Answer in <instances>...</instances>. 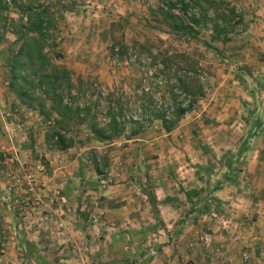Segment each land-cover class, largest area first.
Segmentation results:
<instances>
[{"label":"rangeland","instance_id":"1","mask_svg":"<svg viewBox=\"0 0 264 264\" xmlns=\"http://www.w3.org/2000/svg\"><path fill=\"white\" fill-rule=\"evenodd\" d=\"M161 1L0 0V264H223L220 248L210 237L219 225L212 227L201 221H190L185 227L179 225L168 231L157 229L156 224L143 225L148 234L132 228L144 233L138 236V246L131 243L123 248L121 238L127 228H117L112 234L115 240L101 241L102 233L94 226L99 220L94 218L102 217V206H110L101 196L111 179L109 173L120 169H169L162 166L163 162L156 167L152 161H135L140 153L147 154L148 141L163 135L164 130L158 121L148 123L140 133L145 139V147L141 148L134 145L136 142H125L133 138L129 136L132 125L126 124L123 135L106 142L95 138L87 120L82 125L69 124L68 136L74 143L67 150L57 149L55 139L46 140L52 118L39 113L37 99L22 101L9 87L7 59L19 46L13 31L31 9L48 10L52 20L49 33L57 41L48 57L56 67L69 70L73 80L79 77L84 81L80 87L83 94L77 100L80 104L97 98L99 89L103 105L106 99L102 97L108 92L125 91L123 101L128 100L134 119L141 118L143 85L145 91L153 92L157 106L166 108L167 97L163 99L161 93L166 85L175 82L174 78L165 73L149 81L143 75L149 64L144 65L145 58L139 60L144 68L137 66L134 57L129 63L117 62L110 54L112 45L185 53L197 62L206 92L188 112L191 115L187 120L208 104L207 110L215 114L216 108L225 107L230 111L225 120H231L227 129L208 131L207 138L199 132L202 137L198 140L209 142L204 146L206 155L218 156L214 161L208 159L202 168L234 170L239 172L235 179L242 189L256 187L255 195L250 192L249 198L255 200L257 211L249 217L243 214L242 225H227L225 234L259 236L256 244L260 255L253 253V242L252 246L234 242L229 249L241 246L235 264H264V242H258L264 237V0H213L208 12L210 21L194 26L198 34L173 33L161 14H154ZM191 1L202 17L206 4L202 0ZM230 9L241 15L242 21L232 19L230 30L218 35L216 26L224 29V23L216 16H230ZM87 27L94 31L86 34L83 29ZM99 29L102 33L97 32ZM155 86L159 90L155 91ZM228 90L231 96L222 100ZM35 94L43 98L40 91ZM43 101L45 107L50 105L48 99ZM164 101L166 104L161 105ZM151 107L144 106L145 110ZM94 160L101 167L100 173L95 170ZM240 199L248 200V194L241 191ZM173 231L180 233L181 241L173 242ZM178 248L186 249L187 255L173 257ZM124 252L129 253L127 258Z\"/></svg>","mask_w":264,"mask_h":264},{"label":"trees","instance_id":"2","mask_svg":"<svg viewBox=\"0 0 264 264\" xmlns=\"http://www.w3.org/2000/svg\"><path fill=\"white\" fill-rule=\"evenodd\" d=\"M201 2L206 4L202 17L195 12V4L191 0H163L157 9L158 12L154 11V14L160 13L163 22L173 33L198 34L194 26L204 25L210 21L208 12L210 8H213V0ZM47 11L45 9L34 12L31 9L27 11L28 16L24 22L23 17L20 18V23L13 31L19 46L16 51H11L7 62L9 87L16 91L22 101L37 99L39 113L47 116V119L52 118L53 126L47 131L46 140L55 139L54 145L57 149L67 150L73 146L74 141L68 136L70 123L82 125L87 120L90 122L91 133L98 141L108 142L119 138L125 133L126 124L133 126L129 135L131 137L139 135L141 130L153 121H158L164 132L169 133L176 127L179 120L193 109L198 99L205 96L204 77L202 74L199 75L196 69L197 62L189 55L166 51L154 52V48L119 43V46L110 47V54L117 59V62L129 63L134 57L135 60L137 59V66L144 68L145 66H141L139 60L145 58L144 65L149 64L143 71V75L149 77V81L165 73H169L174 78L175 82L166 85L167 89L163 88L161 93L163 99L167 97L168 104L165 101L161 104H166V108L157 106V103L153 101V92L150 89L145 91L143 85H141L139 100V106L143 107H141V118L134 119L133 113L129 110L128 100L123 101L126 98L125 91L108 92L102 97L106 99L104 105L101 103L103 94L100 89L98 93L93 91L97 95L94 100L78 103V95L83 94L80 87L84 81L79 77L73 80V74L69 70L56 67L48 57V52L57 47V41L55 38L52 39L49 33L52 20ZM229 13L230 16L225 13L216 16L220 22L224 23V29H221L222 26H216L218 35L226 34L227 30H230L232 19L242 21V16L234 9H230ZM46 47L48 51H45ZM150 84L154 85L152 82ZM154 88L155 91L159 90L157 86ZM36 91L41 92L42 99L35 94ZM31 96L34 97L30 99ZM44 98L50 103L48 107L44 105ZM144 106L152 107L145 110ZM99 116L104 118L101 120ZM100 120L102 123H99ZM202 148L206 150V147ZM94 167L96 172L100 173L101 167L95 160Z\"/></svg>","mask_w":264,"mask_h":264},{"label":"crops","instance_id":"3","mask_svg":"<svg viewBox=\"0 0 264 264\" xmlns=\"http://www.w3.org/2000/svg\"><path fill=\"white\" fill-rule=\"evenodd\" d=\"M91 30L94 31L89 27L86 30L83 29L86 34L92 32ZM73 31L70 30L71 33ZM102 31L99 29L97 32L102 33ZM223 95L222 100L231 96L229 90ZM208 105L189 120L187 118L191 114L186 113L171 132H164L163 135L152 138L146 147L143 144L145 139L141 134L125 141L126 144L138 142L139 144L135 143L134 145H141V148L144 146L147 149H145L147 154L140 153L135 156V161H152L156 167L163 162L162 166L169 169L155 170L152 168L146 171L120 169L109 173L111 179L104 186L101 196L104 198L103 201L109 202L110 206L104 208L102 206L100 211L102 217L94 218L99 220L94 226H98L96 228L102 233L101 241L108 239L113 241L115 236L112 234L117 228H127L121 241L125 243L123 248H128L131 243H135L137 246L141 243L139 237L144 236L143 231L145 234L150 233L143 228V225L148 226L151 223L153 224L151 226H154L156 224L157 229L162 227L168 231L169 228H177L179 225L180 228L185 227V224L190 221H201L206 224L211 223L212 227L219 225V227L217 226L218 231L210 237L220 248L223 264H235L237 253H239L238 249L241 246L229 249L230 244L234 242H240L241 245L249 243V246H252L250 243L253 242L255 248L253 253L260 255L259 245L257 247L256 244L259 236L257 237L255 234L250 236L225 234L227 225L231 228H234L237 223L242 225L243 214L249 217L250 214H255L257 211L255 200L249 198L250 192L255 195L256 187L248 186L242 189L235 179L239 176V172L202 168L208 159L214 161L215 157L218 159V156L206 155L205 149L202 147L209 142L199 141L198 139L202 137L199 132L202 131L207 138L208 131L227 129L231 122V120H225V116L230 114V111H227L225 107L216 108L215 114L213 110L211 113L207 110ZM235 111L237 109L232 110V112ZM210 148L214 147L211 145ZM215 151L216 149L211 153L215 154ZM241 191L248 194V200L240 199ZM243 206L247 209H244ZM132 228L140 229L142 232L136 233ZM104 231L107 232L105 233L107 235L103 233ZM172 236L173 242L174 240L179 242L183 238L180 237V233L175 234L174 231ZM262 238L258 242H264V237ZM146 252L149 253V251ZM187 252L184 248H178L173 252V257H185ZM124 256L127 258L129 253Z\"/></svg>","mask_w":264,"mask_h":264}]
</instances>
